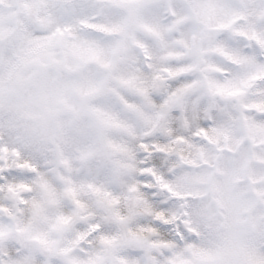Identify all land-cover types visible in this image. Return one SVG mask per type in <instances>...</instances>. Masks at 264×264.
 <instances>
[{
  "label": "snow or ice",
  "instance_id": "1",
  "mask_svg": "<svg viewBox=\"0 0 264 264\" xmlns=\"http://www.w3.org/2000/svg\"><path fill=\"white\" fill-rule=\"evenodd\" d=\"M0 264H264V0H0Z\"/></svg>",
  "mask_w": 264,
  "mask_h": 264
}]
</instances>
